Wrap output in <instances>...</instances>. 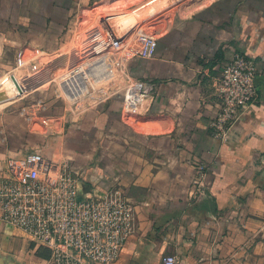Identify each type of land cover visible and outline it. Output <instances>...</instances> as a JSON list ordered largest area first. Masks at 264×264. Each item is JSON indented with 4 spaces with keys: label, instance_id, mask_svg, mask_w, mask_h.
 Listing matches in <instances>:
<instances>
[{
    "label": "crops",
    "instance_id": "0c3cea01",
    "mask_svg": "<svg viewBox=\"0 0 264 264\" xmlns=\"http://www.w3.org/2000/svg\"><path fill=\"white\" fill-rule=\"evenodd\" d=\"M117 1L0 0V70L14 63L20 46L55 38L56 24L68 25L67 42L80 11ZM235 51L256 59L258 97L218 139L210 133L221 105L217 83ZM126 70L155 88L133 124L124 121L117 96L74 112L64 100H50L61 123L70 115L58 136L32 131L20 115L27 131L50 141L52 154L66 143L86 193L117 192L133 203L134 230L113 264H163L165 254L176 255L177 264H264V0H202L160 30L152 57L131 58ZM24 88L3 75L0 104ZM11 124L0 125L7 133H0V175L9 158L46 151L44 143L22 139L21 123ZM89 151L90 161L83 158ZM47 254L0 219V264H47Z\"/></svg>",
    "mask_w": 264,
    "mask_h": 264
},
{
    "label": "built area",
    "instance_id": "2783aa9c",
    "mask_svg": "<svg viewBox=\"0 0 264 264\" xmlns=\"http://www.w3.org/2000/svg\"><path fill=\"white\" fill-rule=\"evenodd\" d=\"M90 10L75 17L71 39L57 50L30 45L16 49L14 67L25 72L21 77L12 74L25 86L16 98L54 82L53 95L73 112L117 96L124 121L133 124L150 106L155 88L153 82L129 74L126 63L152 57L160 31L149 30L144 22L132 23L134 17L122 12ZM257 78L256 59L240 51L222 64L217 83L221 105L210 121L213 137L224 139L256 101ZM49 107V100L38 97L20 108L29 128L44 137L58 136V125L67 127L71 121L69 114H62L61 123L62 116L50 113ZM64 148L59 145L49 156L40 146L8 159L0 175V219L47 248V264H113L134 230L133 203L117 192L83 193L72 156ZM178 261L174 254L162 257L163 264Z\"/></svg>",
    "mask_w": 264,
    "mask_h": 264
},
{
    "label": "rangeland",
    "instance_id": "374dc122",
    "mask_svg": "<svg viewBox=\"0 0 264 264\" xmlns=\"http://www.w3.org/2000/svg\"><path fill=\"white\" fill-rule=\"evenodd\" d=\"M202 0H120L114 3L113 5L103 6L96 9V12H122L124 14H127V16L134 17L132 23H143L147 27L150 25L149 30H163L165 25L171 20L173 21L175 17L178 15H186L189 14L193 9H195ZM206 2V0H203V3ZM93 10L88 11V14L93 15ZM126 16V17H127ZM96 18V17H95ZM95 18L92 20L95 22ZM158 22L156 25L153 23ZM67 24L64 26H61L59 24H56V28L59 27L57 33H55V38L52 39H38L34 40L33 43L38 44V46L49 49V51L57 50L59 47H61L66 39L68 34L67 32ZM148 30V29H147ZM158 35V34H157ZM155 35V36H157ZM14 64H11L6 67V69L0 70V78L4 75V77H9L11 74L16 73L18 77H21L25 72L24 70H16L14 67ZM2 75V76H1ZM54 82H51L50 84L46 85L44 88L29 92L27 95H25L23 98H14L6 103L0 104V125L2 129H4V123L6 122V119L12 123L13 127H20V123L23 127H21V131L23 134L21 136L23 138L30 139L32 138L33 141L38 143H44V148H46V151L42 152L49 154L51 152L52 145L50 141L47 143V141L41 137L38 134L30 133L26 130L25 123L23 122V119L20 118V108L25 105L33 102L36 98L42 97L46 100H53L57 99L53 95V84ZM48 86V87H47ZM20 122V123H19ZM69 127V124H68ZM71 127V126H70ZM73 127V126H72ZM69 129V128H68ZM26 130V131H25ZM21 132V133H22ZM27 132V133H25ZM70 131L65 132L63 135V138H61V142L66 141L67 134ZM2 136H6L7 133L5 131L0 132ZM31 135V136H29ZM52 142H55L54 140ZM61 144V143H59ZM66 145V143H64ZM50 151V152H49ZM44 153V154H45ZM89 155H87L85 158L86 160L90 161V157H92L93 151L87 152ZM79 156H81L80 153L75 152V159H78ZM94 159V158H93ZM92 161V160H91ZM110 193V192H108ZM105 193V194H108ZM98 194H102L99 193Z\"/></svg>",
    "mask_w": 264,
    "mask_h": 264
},
{
    "label": "water",
    "instance_id": "95a60500",
    "mask_svg": "<svg viewBox=\"0 0 264 264\" xmlns=\"http://www.w3.org/2000/svg\"><path fill=\"white\" fill-rule=\"evenodd\" d=\"M257 80H258V78H257ZM2 97H0V99H1ZM80 188H81V191L83 192V193H86L87 192V189L86 188H83L82 186H80Z\"/></svg>",
    "mask_w": 264,
    "mask_h": 264
},
{
    "label": "bare ground",
    "instance_id": "6f19581e",
    "mask_svg": "<svg viewBox=\"0 0 264 264\" xmlns=\"http://www.w3.org/2000/svg\"><path fill=\"white\" fill-rule=\"evenodd\" d=\"M125 21H126L125 19H122V21H121V22L123 23V22H125ZM121 22H119V23H121Z\"/></svg>",
    "mask_w": 264,
    "mask_h": 264
},
{
    "label": "trees",
    "instance_id": "16d2710c",
    "mask_svg": "<svg viewBox=\"0 0 264 264\" xmlns=\"http://www.w3.org/2000/svg\"><path fill=\"white\" fill-rule=\"evenodd\" d=\"M47 251H48V249H47ZM49 257V251H48V254H47V258Z\"/></svg>",
    "mask_w": 264,
    "mask_h": 264
}]
</instances>
